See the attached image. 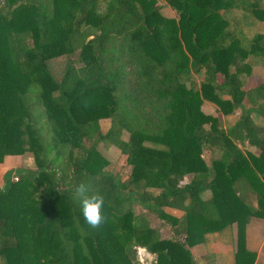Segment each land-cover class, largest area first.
I'll return each instance as SVG.
<instances>
[{"label": "trees", "instance_id": "1", "mask_svg": "<svg viewBox=\"0 0 264 264\" xmlns=\"http://www.w3.org/2000/svg\"><path fill=\"white\" fill-rule=\"evenodd\" d=\"M166 2L176 16L159 0H0V163L31 154L35 166L0 189V264H141L140 248L151 264H198L191 248L234 224L236 264H255L264 80L248 84L264 69V0ZM67 55L58 80L50 63ZM100 144L120 150L127 177ZM81 182L105 197L100 228L82 217Z\"/></svg>", "mask_w": 264, "mask_h": 264}, {"label": "rangeland", "instance_id": "2", "mask_svg": "<svg viewBox=\"0 0 264 264\" xmlns=\"http://www.w3.org/2000/svg\"><path fill=\"white\" fill-rule=\"evenodd\" d=\"M162 6V13L165 14L168 17H174L176 16V11L173 9L166 0H159ZM254 31H251L250 34L252 35ZM70 58H73L77 60V55H67L62 56L60 58L54 59L50 63V67L52 69V72L54 76L60 80L65 72L66 64ZM264 80V69L261 67H258L255 69V75H253L250 80L248 86H257ZM213 106V105H212ZM210 104H203L202 108L204 111L209 113H215V106L212 107ZM33 111H34V117L36 119L37 126L39 127L43 140L46 144H49L52 138V129L50 127V124L47 119L46 111L43 106L42 101L40 98L38 100L34 101L33 104ZM224 124L225 126L229 127L234 121L235 116H224ZM102 125L104 129H106L109 125V120H103ZM99 149L105 154V156L110 159L111 165L108 168L109 171L115 172L119 175L120 178H125L130 173L129 167L126 165L125 158L121 156L120 150L112 146L111 148L105 147L103 144L99 145ZM252 151H257L254 147H249ZM204 156L206 160L210 163L212 154L209 150H205ZM11 162H17V164H14L11 167ZM9 164V169L6 168V170L2 173L0 172V189L8 187L12 181H15V177L19 175V173H22L24 171H34V160L33 156L31 154H27L25 156L20 155H13L8 157L7 161L5 162V165ZM135 211L138 212V206L135 205ZM150 218L152 220L153 226H159L160 225V219L156 217L154 214H150ZM139 258L141 260V264H151V261L154 258V255L150 252H146L144 249H139Z\"/></svg>", "mask_w": 264, "mask_h": 264}, {"label": "crops", "instance_id": "3", "mask_svg": "<svg viewBox=\"0 0 264 264\" xmlns=\"http://www.w3.org/2000/svg\"><path fill=\"white\" fill-rule=\"evenodd\" d=\"M207 103L208 102H205L204 105ZM214 108L216 110V107ZM222 117L225 118L223 115ZM108 127L106 129H108ZM256 150V152H258V149ZM8 157L10 156H7L4 162L0 163V172L2 171V173L6 170V168H10L9 164L5 165ZM14 164H17V162H11V167ZM171 212L176 215L181 214L180 211L173 209L171 210ZM237 237L238 230L236 224L224 229L223 231L209 233L206 236L205 242L191 248L193 256L198 264H236L235 256L237 251ZM247 248L249 250L256 251L257 258L255 264H264L263 218L254 217L247 225Z\"/></svg>", "mask_w": 264, "mask_h": 264}, {"label": "clouds", "instance_id": "4", "mask_svg": "<svg viewBox=\"0 0 264 264\" xmlns=\"http://www.w3.org/2000/svg\"><path fill=\"white\" fill-rule=\"evenodd\" d=\"M75 198L79 201L81 214L88 226L100 228L107 222L104 214L105 197L93 190L90 184L81 182L75 189Z\"/></svg>", "mask_w": 264, "mask_h": 264}, {"label": "built area", "instance_id": "5", "mask_svg": "<svg viewBox=\"0 0 264 264\" xmlns=\"http://www.w3.org/2000/svg\"><path fill=\"white\" fill-rule=\"evenodd\" d=\"M15 180H18V177H17V176L15 177ZM140 249H141V248H140ZM143 249H144V248H143ZM144 250H146V249H144ZM146 252H148V251L146 250Z\"/></svg>", "mask_w": 264, "mask_h": 264}, {"label": "bare ground", "instance_id": "6", "mask_svg": "<svg viewBox=\"0 0 264 264\" xmlns=\"http://www.w3.org/2000/svg\"><path fill=\"white\" fill-rule=\"evenodd\" d=\"M141 249H143V248H141Z\"/></svg>", "mask_w": 264, "mask_h": 264}]
</instances>
